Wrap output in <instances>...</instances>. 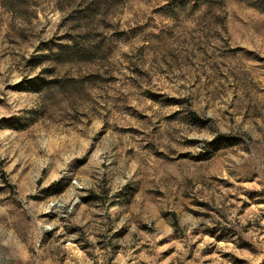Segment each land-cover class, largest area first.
Listing matches in <instances>:
<instances>
[{
  "label": "rangeland",
  "instance_id": "374dc122",
  "mask_svg": "<svg viewBox=\"0 0 264 264\" xmlns=\"http://www.w3.org/2000/svg\"><path fill=\"white\" fill-rule=\"evenodd\" d=\"M0 264H264V0H0Z\"/></svg>",
  "mask_w": 264,
  "mask_h": 264
},
{
  "label": "trees",
  "instance_id": "16d2710c",
  "mask_svg": "<svg viewBox=\"0 0 264 264\" xmlns=\"http://www.w3.org/2000/svg\"><path fill=\"white\" fill-rule=\"evenodd\" d=\"M24 0H2L4 7H6L10 12H15V10L23 4ZM104 2L106 0H103ZM95 2H85L83 8L79 12H74L73 14H68L67 16L70 18L69 21L73 23H78L82 21H89L93 18ZM89 24H87L86 27ZM73 42L70 44L62 46L55 54L54 58L58 61H75V60H83L89 59L90 56L94 55L95 47L92 45H82L79 44L72 37Z\"/></svg>",
  "mask_w": 264,
  "mask_h": 264
}]
</instances>
